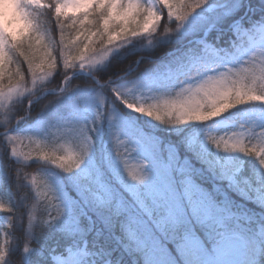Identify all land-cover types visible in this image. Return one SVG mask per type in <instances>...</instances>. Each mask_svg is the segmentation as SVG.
<instances>
[{"label": "snow or ice", "instance_id": "snow-or-ice-1", "mask_svg": "<svg viewBox=\"0 0 264 264\" xmlns=\"http://www.w3.org/2000/svg\"><path fill=\"white\" fill-rule=\"evenodd\" d=\"M207 2L208 0H155L156 5H162L163 9L167 10V21L174 20L177 27ZM30 9L48 10L49 17L55 19L56 27L60 30L58 44L54 38H47V33L39 35V21L34 22L33 11ZM230 11L225 7L226 14ZM161 22L160 11L151 6H142L139 0H48V3L44 0H15L14 10L0 19V109L4 112L14 96H21L29 91L22 83L26 77L21 74L19 66L13 71L14 60L22 59L27 65V73L32 77L35 88L37 79L44 80L53 71L57 72L61 65L67 72L76 67L85 69L86 66L91 68L102 64L113 48L121 42L155 33ZM65 29L71 30L72 34L66 37ZM165 31H168L166 26ZM235 32L238 41L237 52L245 42L252 49L257 46L264 49V19L252 30H244L237 24ZM203 47L211 56L219 54L209 44H204ZM57 49L58 57L53 54ZM248 63L247 59L244 60L241 64L245 67L236 72L233 70L237 67H227V73H197L199 78L181 88L171 101L163 100L142 105L122 99L118 92L114 91L113 95L126 108L161 124L179 126L187 123H205L239 105L253 101L264 105V84L259 90L246 84L249 79L253 82L257 79L264 81V65L257 76L254 68L246 66ZM248 131L249 136L253 135L251 129ZM61 133L76 138L78 150L75 153L58 155L55 149L41 150L33 159L50 163L65 174H71L81 169L85 158L89 156L92 142L83 128H66L58 131L56 137ZM258 134L259 138H264V129ZM255 135L257 138V133ZM234 136L235 133L219 135V138L217 135H209L207 141L218 152L239 153L254 158L260 169L264 170V145L246 146L241 140L234 139ZM6 139L12 158L21 161L29 159L28 156L22 158V154L18 152L15 136H7ZM114 143H122L127 148L125 141L118 137ZM37 147L40 148V145L37 144ZM115 155L120 164L118 147L115 149ZM174 158L175 154L170 153L169 164H160L154 160L151 174L145 170L146 165L143 163L138 171L127 173V181H131L130 183H125L118 168L111 169L109 180L105 169L90 162L74 178V184L85 200L96 209L107 212L104 217L107 225L118 226L119 239L125 252L138 259L139 264H177L176 260L168 255L169 243L177 257L186 261V264H229V257L242 251H251L252 242L235 235H221L217 240L215 255L208 256L198 230L211 223L223 227L221 210L208 194L192 184L190 178H185L183 198L177 194L169 179V169ZM235 175V171L230 175L221 172V179L235 184ZM138 185H144V190L138 191L135 187ZM48 189L49 195L45 196L47 203L57 202L49 184ZM56 207L58 211L49 213L50 219L41 221L42 227L51 226L65 213V206L61 203L58 202ZM0 210L10 211L2 204ZM64 230L69 234L77 232L78 220L72 218L66 221ZM31 250L26 241L22 249L24 256L16 259L14 264H24V257ZM41 255L43 256V252ZM78 255L83 253L68 249V257L65 259L52 250L48 253V258L51 264H78ZM0 264H9L6 243H0ZM248 264H253L251 258Z\"/></svg>", "mask_w": 264, "mask_h": 264}, {"label": "rangeland", "instance_id": "rangeland-1", "mask_svg": "<svg viewBox=\"0 0 264 264\" xmlns=\"http://www.w3.org/2000/svg\"><path fill=\"white\" fill-rule=\"evenodd\" d=\"M239 2L240 0H208L206 4L202 5L201 9L197 10L199 12L198 14L188 16L183 23L189 24L191 27H201L208 23V27L204 31L206 37L207 33L214 29V24L216 23V20L220 18V15L222 13L226 14L225 7L233 11L235 7H238ZM139 3L144 7H153L154 10L160 11L162 16L167 13V10L163 9L162 5L155 4V0H139ZM5 5H8L9 7L6 9ZM14 5L15 0H0V19L8 15L11 10H14ZM237 24H240L244 30H252L253 27L259 26V23H257L247 28L243 26V23L240 21H236L231 25L235 39H237V34L235 32ZM151 34L133 37L125 42H121L117 47L113 48L112 52L102 64L91 68L86 66L85 69L76 67L69 70L71 71V74L67 79L69 80L73 75H91L92 72L102 68L108 59L116 54L123 45H126L129 41L138 37L149 36ZM202 42L204 43L203 40ZM231 45H234V42H232ZM236 47L237 46H234L233 51H228L224 47H213L219 53L217 56L209 55L203 47V55L201 57L192 59L187 65L182 66L178 71L172 70L157 74L148 73L132 82L115 84L111 86L109 90L112 95L114 91L118 92L121 95V98L128 102L147 105L157 103L158 101H171L175 99L176 94L181 88L199 78L195 71L200 68H210L206 73L201 72L202 75H215L218 73L217 69H223L221 71L227 73V67H237V69L233 70V72H236L240 68L245 67V65L241 63L247 59L249 63L246 66L254 68L256 70V75L259 76V70L261 66L264 65V49H261L258 46L252 49L247 42L243 44L239 52L236 51ZM234 52L241 54V56H249L248 58L241 60L240 63H237L236 58H233ZM226 63L228 65H226ZM19 64L20 63H13V71H15ZM38 75L39 73H37V76ZM51 75L52 74L44 80L37 79L35 88H33L32 77L29 75L24 81L28 82L25 84L22 82L29 91L21 96H14L13 100L6 105L5 110L8 106L23 97L33 95L37 90H43L42 94L39 95L40 98L49 93H60L64 91V87L57 92L54 90H44V86L49 81ZM93 80L96 82V79L93 78ZM246 84L259 90L262 84H264V81L257 79L253 82L249 79L246 81ZM98 85L100 86V84ZM155 96H157L156 99H153L152 97ZM113 98L122 106V109L129 113L138 114L141 119H144L155 127L165 128L166 130L176 133H178L177 130L181 126L195 127L196 131L191 137H189L187 146L189 149L192 148L193 150H197L203 158L202 161L206 166L208 175L201 170H196L190 163H186V167L189 172L196 170L201 176L207 177L212 183V191H205L204 189L195 186L193 182L192 184L209 195L221 210L222 220L235 217L236 219H244L245 221H254L256 220V215L260 216L261 220H264V190H261L260 188L248 193L241 188L242 186L238 180L243 167L244 156L239 153L229 154L218 152L207 141L209 135H217V138H219V135H231L232 133H235L234 139L241 140L244 145H256L257 147L264 145V138H259L258 134V132L264 129V105H260L258 101H253L246 104L250 105L251 108L241 114L237 113L239 105L236 108L225 112L223 115L205 123H187L174 126L161 124L138 112L131 111L126 108L120 100L116 99L115 95H113ZM101 100L103 101L102 104ZM2 112L3 110L0 109V113ZM98 115L99 119H97ZM20 122L21 121H16L12 130L2 133L1 138L3 145L10 153V147L6 137L15 136V143L18 152L22 154V158L23 156L29 157L27 161H21L16 158L15 160L23 164L38 162L44 165L43 168H40L33 173L29 179L30 190L34 200V205L30 208L28 214L27 231L29 236L31 235L30 229L33 225L41 223L42 220L50 219L51 217L49 213H55L58 211L56 207L58 202L61 203L62 206H65V213L48 227L69 234L64 230L65 223L72 218H76L78 220L79 230L70 235L77 234L78 236L83 237L84 233L79 225V217L81 215L90 216L92 214L95 217H98L101 221H105L104 216L107 215V212L96 209L90 202L85 200L74 184V178L78 176L80 171L84 167H87L90 162H94L101 168L105 169V175L109 180L111 179L112 174L111 169L118 168L125 183H130L131 181H127L128 172L138 171L144 163L146 165L145 170L151 174L154 160L160 164H169V154H175L174 148L167 146L165 147L167 151L163 158L158 151L159 139L153 135L145 133L143 129L135 126L131 120L126 118L119 111V108L116 107L113 102L108 104L107 97L95 89H74L65 93V95L61 97L58 106H56L46 117L29 125ZM242 127L244 130H241ZM66 128H83L92 142L89 156L85 158L81 165V169H77L71 174H65L62 170L54 167L50 163L33 159L41 150L49 151L55 149L58 155L75 153L78 150V141L74 136L61 133L56 137L58 131H63ZM248 129L252 130L253 135L249 136ZM256 133L257 138L255 135ZM117 137L120 140L125 141L127 148H125L122 143L115 145L114 141ZM225 138L227 139V136H225ZM37 144L40 145V148L37 147ZM117 147L119 148L121 165L115 155V149ZM179 165L180 163L178 164L177 159L174 158L169 169V179L177 194L183 198L185 180L179 179ZM256 165L259 166L258 162H256ZM234 171L236 173L234 177L236 181L235 184L221 179V172L230 175ZM48 184L53 189L57 201H54L52 204H48L45 200V196L49 195ZM135 187L138 191L144 190V185H138ZM70 189H72V191H70ZM227 190H230L232 194L250 204L252 207L247 206L243 201H239L237 198L230 197L226 192ZM5 195L0 184V204L4 205L5 209H10V211L0 210V243H6L7 250L9 251L11 243V232L9 228L12 226L9 213L13 209V201L7 193ZM214 224L215 223H211L208 226L203 227V229H206V232L207 230L210 231ZM258 227V241L262 242L264 245V235H262L264 234V227L261 225ZM206 232L204 235H206ZM167 246L169 248L168 255L170 258L176 260L177 264H186V261L177 257L176 252L170 243ZM204 247L209 257L215 255L216 245L212 246V248H207L205 245ZM72 251L75 253H83V255H78L76 258L78 264H109L107 259H94V256L87 252L85 242H83L81 247ZM65 253L66 254L61 256L67 259L68 249ZM252 255V250L242 251L238 255L229 257V264H248L249 258H251L253 264H257L256 259Z\"/></svg>", "mask_w": 264, "mask_h": 264}, {"label": "trees", "instance_id": "trees-1", "mask_svg": "<svg viewBox=\"0 0 264 264\" xmlns=\"http://www.w3.org/2000/svg\"><path fill=\"white\" fill-rule=\"evenodd\" d=\"M44 2L48 3V0H44ZM201 8L202 6L199 9ZM197 10L189 16L198 14ZM33 17L34 22L39 21L41 28L39 35L43 36L47 33V38H54L58 44L60 30L56 27L55 19L49 17L48 10L33 11ZM262 19H264V0H240L238 7H235L233 11L220 15V18L214 24V29L210 30L205 37L204 31L207 29L208 23L201 27H191L189 24L183 23L177 27L175 21H167L166 15L163 14L161 26L155 33L138 37L123 45L116 54L108 59L102 68L91 73L92 77L73 75L68 80L67 77L70 76L71 71L65 72L60 66L57 72L53 71L49 81L44 86V90L57 92L64 87V91L49 93L38 99L43 90H37L33 95L23 97L0 113V184L4 195L7 193L13 201V209L9 213L12 224L9 228L11 232L10 250L8 251L9 264H14L16 259L24 256L22 249L26 241L32 250L24 257V264H51L48 258L50 251L55 250V254L63 255L66 254L67 249L75 250L81 247L83 242H85L87 252L93 255L96 260L99 258L101 260L107 259L109 264H139V261L125 252L121 239H119L118 226L109 227L106 221H101L92 214L79 217V225L84 233L83 237L77 234L70 235L48 226L42 227L40 223L31 227V235L29 236L27 231L28 214L30 208L34 205L29 179L33 173L43 168L44 165L38 162L28 164L17 162L3 145L2 133L12 130L16 121L29 125L46 117L58 106L61 97L65 93L74 89H95L107 97L108 104L113 102L119 108V111L131 120L135 126L159 139L158 151L163 158L167 151L165 147L174 148L175 158L178 164L180 163L179 168L184 170L180 171L179 169L178 171L180 180L190 178L195 186L211 192L212 183L207 177L196 172V170H201L208 175L206 166L202 161L203 158L197 150L189 149L187 146V141L194 134L196 128L181 126L177 130L178 133H176L165 128L155 127L141 119L138 114L129 113L122 109V106L114 100L109 89L115 84L132 82L148 73L178 71L192 59L203 55L204 44H210L213 47H224L228 51H233L234 46H238V41L235 39L231 25L236 21H240L243 26L249 28ZM165 26L168 31H165ZM64 34L67 37L72 32L65 29ZM47 38L45 43H47ZM202 40L204 43H201ZM232 42H234V45H231ZM58 50L53 53L57 57ZM248 56H241V54L234 52L233 58H236L237 63H240ZM14 63H20L21 74L26 78L29 77L27 65L23 63L22 59L14 60ZM226 65L228 64L226 63ZM209 69L208 67L200 68L195 72L206 73ZM217 70L219 72L223 69ZM93 78L96 79V82ZM105 81L107 83H101ZM27 82L23 81L24 84ZM250 108V105H240L237 113L241 114ZM256 162L254 158L244 156L243 167L238 177L242 186L240 187L248 193L260 188L264 190V179H262L264 170H261ZM186 163H190L196 170L189 172ZM226 192L230 197L243 201L232 194L230 190ZM243 203L252 207L244 201ZM259 225L264 227V220H261L258 215H256L254 221H245L235 217L226 218L223 220V227L214 224L212 229L207 230V232L206 229L200 228L198 235L207 248L215 246L221 235L239 236L252 242V256L256 259L257 264H264V245L258 241ZM205 232L206 235H204ZM42 252L43 256L41 255Z\"/></svg>", "mask_w": 264, "mask_h": 264}, {"label": "clouds", "instance_id": "clouds-1", "mask_svg": "<svg viewBox=\"0 0 264 264\" xmlns=\"http://www.w3.org/2000/svg\"><path fill=\"white\" fill-rule=\"evenodd\" d=\"M9 6L8 5H5V8L7 9Z\"/></svg>", "mask_w": 264, "mask_h": 264}, {"label": "water", "instance_id": "water-1", "mask_svg": "<svg viewBox=\"0 0 264 264\" xmlns=\"http://www.w3.org/2000/svg\"><path fill=\"white\" fill-rule=\"evenodd\" d=\"M88 76H91V75H88Z\"/></svg>", "mask_w": 264, "mask_h": 264}]
</instances>
